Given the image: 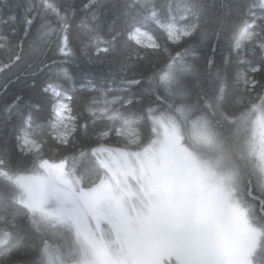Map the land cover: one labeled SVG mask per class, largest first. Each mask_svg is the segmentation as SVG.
<instances>
[{
    "label": "snow or ice",
    "instance_id": "1",
    "mask_svg": "<svg viewBox=\"0 0 264 264\" xmlns=\"http://www.w3.org/2000/svg\"><path fill=\"white\" fill-rule=\"evenodd\" d=\"M12 7L0 264H264V0Z\"/></svg>",
    "mask_w": 264,
    "mask_h": 264
},
{
    "label": "trees",
    "instance_id": "2",
    "mask_svg": "<svg viewBox=\"0 0 264 264\" xmlns=\"http://www.w3.org/2000/svg\"><path fill=\"white\" fill-rule=\"evenodd\" d=\"M21 3V0H0V12L4 13L5 15L9 14L10 12H15L19 14L21 9L12 7L13 5ZM73 73L77 75V81L80 82L82 80V73L88 72L90 74V78L93 80L95 84L102 85L104 84L108 77L104 71H102L99 67H87L83 63H81L80 67L77 68L74 65L70 66ZM65 90H69V85H63ZM42 104L43 101L40 100Z\"/></svg>",
    "mask_w": 264,
    "mask_h": 264
}]
</instances>
